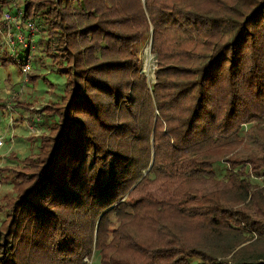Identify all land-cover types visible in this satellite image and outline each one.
<instances>
[{
	"label": "trees",
	"instance_id": "obj_1",
	"mask_svg": "<svg viewBox=\"0 0 264 264\" xmlns=\"http://www.w3.org/2000/svg\"><path fill=\"white\" fill-rule=\"evenodd\" d=\"M20 1L65 83L15 103L45 131L0 167V264H264V0Z\"/></svg>",
	"mask_w": 264,
	"mask_h": 264
},
{
	"label": "rangeland",
	"instance_id": "obj_2",
	"mask_svg": "<svg viewBox=\"0 0 264 264\" xmlns=\"http://www.w3.org/2000/svg\"><path fill=\"white\" fill-rule=\"evenodd\" d=\"M19 4L20 0H10L8 7L3 10L2 18L9 11L15 13L21 6ZM12 34L17 54L22 56L19 58L24 61L27 52L20 44H17L16 34L14 32ZM41 36L43 33L38 27L36 38ZM37 48L32 55V67L29 70L24 69V66L19 70L18 66L3 67L0 64V98L7 104L6 109L0 111V138H3L4 141V146L0 148V167L18 165L28 155L35 153L36 149L31 148L29 138L38 137L45 131L42 120L37 114L27 111L22 106H16L15 103L31 106L37 111L64 92L65 78L51 68L50 62L45 56L44 46L38 43ZM2 49L9 53V50L4 46ZM141 59H143L142 72L147 75L150 83H153L157 58L151 53L150 43L142 48ZM21 64L24 65V62ZM27 72L40 75L39 80L36 83L26 81ZM11 98L15 99L11 100ZM215 172L219 179L225 178L226 171L223 163L215 165ZM249 175L252 185L257 187V190L264 188V175L257 176L252 171H249ZM10 189L9 184H3L0 181V203L3 196L9 194ZM3 219L4 214L0 210V225ZM90 264H100L97 256L90 261Z\"/></svg>",
	"mask_w": 264,
	"mask_h": 264
},
{
	"label": "built area",
	"instance_id": "obj_3",
	"mask_svg": "<svg viewBox=\"0 0 264 264\" xmlns=\"http://www.w3.org/2000/svg\"><path fill=\"white\" fill-rule=\"evenodd\" d=\"M20 7H18L16 14H13L12 12L9 11L8 13H5L3 15L2 20H4L7 25V32L2 34L0 30V33L3 35L2 46H4L9 50L11 56H13V58H16L18 63L24 62V69L29 70L32 67V63H31L32 55L38 49L37 48L38 37L36 38L38 29L33 22L30 21L24 22L21 20L22 10H19ZM12 32L16 34L17 44H20L21 47L24 48V51L27 52L24 61H22V59L21 60L18 59L19 55L17 54V51L15 49L16 43L13 39ZM27 80L28 78L26 77V81ZM3 146H4L3 138H0V148H2Z\"/></svg>",
	"mask_w": 264,
	"mask_h": 264
}]
</instances>
